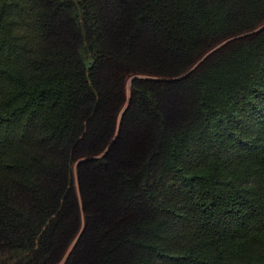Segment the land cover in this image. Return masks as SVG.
I'll return each instance as SVG.
<instances>
[{
  "label": "trees",
  "instance_id": "obj_1",
  "mask_svg": "<svg viewBox=\"0 0 264 264\" xmlns=\"http://www.w3.org/2000/svg\"><path fill=\"white\" fill-rule=\"evenodd\" d=\"M263 24L264 0H0V264L82 230L65 264H264Z\"/></svg>",
  "mask_w": 264,
  "mask_h": 264
},
{
  "label": "rangeland",
  "instance_id": "obj_2",
  "mask_svg": "<svg viewBox=\"0 0 264 264\" xmlns=\"http://www.w3.org/2000/svg\"><path fill=\"white\" fill-rule=\"evenodd\" d=\"M144 77H146V76H141V75L140 76H136V75L132 74V75L128 76L125 79V82H124L125 102H124V104H123V106H122V108H121V110L119 112V115H118V124H119V122L121 120V117H122L123 113L125 112L128 104H129V100H130V97H131V83H132L133 79L134 78H144ZM115 139L116 138H114V140ZM78 162H76L74 164V166H73V184H74V187H75L76 191L79 192L78 176H77V164H78ZM82 231H80V233ZM80 233L78 234V236H76L75 240L72 242V244L69 246V248L65 252L64 256L62 257V259L57 264H65L66 263L67 258L69 257L71 251L73 250V248H74V246H75V244L77 242V239L79 238Z\"/></svg>",
  "mask_w": 264,
  "mask_h": 264
},
{
  "label": "water",
  "instance_id": "obj_3",
  "mask_svg": "<svg viewBox=\"0 0 264 264\" xmlns=\"http://www.w3.org/2000/svg\"><path fill=\"white\" fill-rule=\"evenodd\" d=\"M264 29V24L261 26V27H259L258 29H256L254 32L255 33H257V32H259V31H261V30H263ZM237 38H239V37H234V38H231V39H229V40H227L226 42H228V41H231V40H234V39H237ZM226 42H224V43H226ZM223 43V44H224ZM222 45V44H221ZM220 45V46H221ZM219 47V46H218ZM217 48H214L213 50H211L209 53H207L200 61H198L186 74H184L183 76H181V78H184V77H187L189 74H191L213 51H215ZM134 75H136V76H140L141 74H134ZM134 79H136V78H134ZM133 79V80H134ZM115 141V140H114ZM113 141V142H114ZM113 142H112V144H113ZM111 144V145H112ZM110 145V146H111ZM109 149V148H108ZM85 159H82V160H80L79 162H78V164H77V166L80 164V162L81 161H84ZM82 233V232H81ZM81 233H80V235H81ZM79 235V236H80Z\"/></svg>",
  "mask_w": 264,
  "mask_h": 264
}]
</instances>
